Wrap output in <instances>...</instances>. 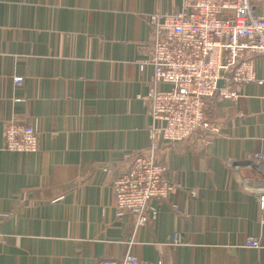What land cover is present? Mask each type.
<instances>
[{"label": "crops", "instance_id": "crops-1", "mask_svg": "<svg viewBox=\"0 0 264 264\" xmlns=\"http://www.w3.org/2000/svg\"><path fill=\"white\" fill-rule=\"evenodd\" d=\"M184 0H0V264H101L127 255L154 264H264L258 197L264 179L228 162L264 158V56L258 81L216 96L210 146L158 139V158L176 186L154 222L116 216L112 184L151 146L154 122L143 97L154 68L153 15ZM255 14L264 2L252 4ZM16 79H21L17 84ZM164 90L169 86H162ZM40 131L34 154L4 148L5 124ZM264 168V167H263ZM178 237V243H174ZM257 238L259 249L245 246Z\"/></svg>", "mask_w": 264, "mask_h": 264}, {"label": "built area", "instance_id": "built-area-1", "mask_svg": "<svg viewBox=\"0 0 264 264\" xmlns=\"http://www.w3.org/2000/svg\"><path fill=\"white\" fill-rule=\"evenodd\" d=\"M264 0H184L182 8L170 13L153 15L152 53L140 63V71L152 66V87L142 101L146 104L154 125L150 129L149 151L131 157L112 184L116 216L134 215L135 226L154 222L158 209L152 201H166L176 186L168 180V165L158 158V139L176 145L194 138L210 146L220 126L207 119L209 103L219 96L224 100L239 98L236 86L258 81L255 60L264 56V11L255 14L252 4ZM222 82V84H220ZM20 84L21 79H16ZM162 86H169L164 90ZM40 131L33 125L13 121L5 124L4 148L10 153L34 154L39 149ZM239 171L242 167L256 171L264 169L262 154L250 156L243 163L228 162ZM258 173V174H257ZM247 190L256 194L261 223L264 224V179ZM4 243L0 237V246ZM178 243V237H174ZM245 246L261 247L257 238H248ZM101 264H154L127 255L123 260H107ZM162 264V263H158Z\"/></svg>", "mask_w": 264, "mask_h": 264}, {"label": "rangeland", "instance_id": "rangeland-1", "mask_svg": "<svg viewBox=\"0 0 264 264\" xmlns=\"http://www.w3.org/2000/svg\"><path fill=\"white\" fill-rule=\"evenodd\" d=\"M220 84H222V82H220ZM248 239V238H247Z\"/></svg>", "mask_w": 264, "mask_h": 264}]
</instances>
